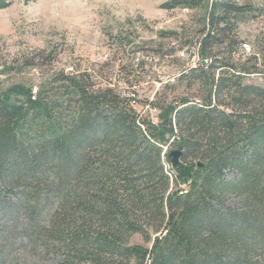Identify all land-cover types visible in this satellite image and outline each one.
I'll use <instances>...</instances> for the list:
<instances>
[{"label": "trees", "instance_id": "16d2710c", "mask_svg": "<svg viewBox=\"0 0 264 264\" xmlns=\"http://www.w3.org/2000/svg\"><path fill=\"white\" fill-rule=\"evenodd\" d=\"M10 4L0 0V10ZM160 8L196 12L183 51L202 65L163 86L193 95L142 104L159 112L156 123L137 113L134 93L95 87L80 66L53 71L56 49L0 68V78L50 68L33 91L0 79V264L18 248L38 252L40 264H264V36L237 33L262 10L249 0ZM127 35L111 36L128 46ZM244 42L254 55H240ZM254 73L263 86L247 83L259 82ZM173 149L181 156L172 171Z\"/></svg>", "mask_w": 264, "mask_h": 264}, {"label": "rangeland", "instance_id": "374dc122", "mask_svg": "<svg viewBox=\"0 0 264 264\" xmlns=\"http://www.w3.org/2000/svg\"><path fill=\"white\" fill-rule=\"evenodd\" d=\"M165 1L33 0L25 3L11 0L7 8L0 10V68L36 50L56 49L53 71L71 72L75 66H80L90 73L95 87H116L126 97L134 93L140 103L132 102L137 113L147 115L156 123L159 112L142 104L164 95L169 101L176 95L196 93V88L188 90L185 86H178L174 92L163 90L167 83L176 84V77L186 66L179 54L199 28L195 11H166L160 8ZM249 1L262 11L240 24L237 33L240 41L252 42L258 35L264 36V0ZM159 31L178 35L161 39L157 35ZM119 33L128 34L132 43L121 46L113 38ZM140 62L143 63L141 69L136 66ZM49 70L44 66L26 68L2 75L0 79L4 87L20 83L33 91L48 76ZM247 83L263 86L253 80ZM131 243L150 246L139 236ZM40 258L38 252H31L30 248H18L4 264H40ZM57 263L58 258L52 256L45 262Z\"/></svg>", "mask_w": 264, "mask_h": 264}, {"label": "built area", "instance_id": "2783aa9c", "mask_svg": "<svg viewBox=\"0 0 264 264\" xmlns=\"http://www.w3.org/2000/svg\"><path fill=\"white\" fill-rule=\"evenodd\" d=\"M256 53L255 48L249 43V42H244L241 45L240 48V55H243V57L245 56H250V55H254ZM179 56L181 58H184L185 62H186V69L187 68H196L198 66H201V60L199 59V57L196 54H188L186 51H182L180 52ZM263 66H261V61L258 62V68L261 69ZM251 78H254V80L262 82L263 78L259 73H254L251 75ZM174 81V79H172ZM148 108V107H147Z\"/></svg>", "mask_w": 264, "mask_h": 264}, {"label": "water", "instance_id": "95a60500", "mask_svg": "<svg viewBox=\"0 0 264 264\" xmlns=\"http://www.w3.org/2000/svg\"><path fill=\"white\" fill-rule=\"evenodd\" d=\"M180 156H181V152L179 151H171L168 155L169 159H170V163L173 169L178 168V166L180 165Z\"/></svg>", "mask_w": 264, "mask_h": 264}, {"label": "bare ground", "instance_id": "6f19581e", "mask_svg": "<svg viewBox=\"0 0 264 264\" xmlns=\"http://www.w3.org/2000/svg\"><path fill=\"white\" fill-rule=\"evenodd\" d=\"M169 165H170V164H169ZM170 169H173L171 165H170Z\"/></svg>", "mask_w": 264, "mask_h": 264}]
</instances>
